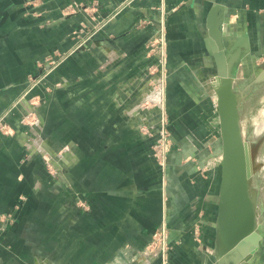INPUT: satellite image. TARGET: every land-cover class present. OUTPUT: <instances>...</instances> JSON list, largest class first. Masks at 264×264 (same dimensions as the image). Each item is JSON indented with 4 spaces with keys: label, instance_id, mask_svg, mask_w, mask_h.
Returning a JSON list of instances; mask_svg holds the SVG:
<instances>
[{
    "label": "crops",
    "instance_id": "1",
    "mask_svg": "<svg viewBox=\"0 0 264 264\" xmlns=\"http://www.w3.org/2000/svg\"><path fill=\"white\" fill-rule=\"evenodd\" d=\"M212 9L226 54L264 60V0H0V117L10 110L15 131L0 134V216L11 218L0 221V264H101L144 247L163 222L171 264H224L206 242L221 182L204 40ZM160 34L174 144L165 173L140 132L155 125L142 99L158 76L148 46ZM27 113L37 125H20Z\"/></svg>",
    "mask_w": 264,
    "mask_h": 264
},
{
    "label": "water",
    "instance_id": "2",
    "mask_svg": "<svg viewBox=\"0 0 264 264\" xmlns=\"http://www.w3.org/2000/svg\"><path fill=\"white\" fill-rule=\"evenodd\" d=\"M204 40L206 49L214 60L213 88L217 98L216 107L221 139V182L218 208L215 218V243L220 260L234 264L248 263L259 248V185L264 171V158L260 155L259 137L244 138L241 130L240 106L256 89L264 87V67L246 83L236 86L234 67L239 51L226 54L222 32L217 24L215 11L207 16ZM254 142L251 147L249 140ZM262 164L253 171V160Z\"/></svg>",
    "mask_w": 264,
    "mask_h": 264
},
{
    "label": "rangeland",
    "instance_id": "3",
    "mask_svg": "<svg viewBox=\"0 0 264 264\" xmlns=\"http://www.w3.org/2000/svg\"><path fill=\"white\" fill-rule=\"evenodd\" d=\"M148 49H149L148 53L151 54L152 58L154 59V63L151 66V71H149V73L158 75L159 73H162V69L164 66V69H163L164 81L162 82L163 85L161 86V88L157 89L156 91H151L150 93L144 95V98L142 99V103L147 102L145 105V110H148V111L155 110L156 113H154L153 116H151V118L155 120V125L149 126L145 124L140 128V132H142L144 135L148 137H152L153 143L151 146V150H152L153 160L155 164L161 169V171L165 173L168 154L172 150L174 144H173V140L171 137L172 135H171V131L169 128V119H168V114L166 112V107H165V85L164 84L166 83L168 52H167V41L165 39L164 34H163L162 43L160 42V35H159L153 38V40L149 43ZM214 66L215 64L213 65L212 75H214L215 73ZM242 66L247 69L246 73L242 71ZM262 67H264V60L259 61V62H248L247 60H244L241 62L240 60H238V62L236 63L234 67V71L236 74V86H240L246 83ZM51 70L52 69L43 73L42 76L38 78L30 86L28 91H30L31 89H34L35 87L41 86L44 81L45 76ZM213 80L214 78L212 76L211 86L214 92V89H213L214 81ZM148 81H150V79ZM153 83L151 84V88L152 86L153 87L155 86ZM157 86L156 88H158ZM26 93L24 94L25 97H26ZM28 97L29 99H31L30 101L36 102L37 104H41L44 99L42 96H38V95H33L31 97L29 95ZM158 100H160L159 102L163 106L162 108L160 107L158 108L157 106V104H159ZM216 102H217V99H216ZM216 111H217V107L214 104L213 113L216 114ZM7 114H10V110L6 112L4 116L0 117V134L5 135V136H12L15 134V131L13 127L10 125V123L8 122V118L6 116ZM240 114H241V130H242L243 137L245 139L252 135L259 137V139H261L260 140V155L262 156V158H264V87L256 89L254 92H252L248 96V99L244 103H242L240 106ZM161 119L163 121L162 127L161 125L158 124ZM214 119L215 117L212 120L211 137L215 140V139H218V136H217L218 131H216L217 125H215L216 123ZM19 123L22 127H26V128L35 126L38 124L37 116L35 113H30V114L27 113L19 119ZM162 133L164 134L163 138L166 139V144L168 145V149L166 151L165 156L164 154L161 153V148L159 147L160 143L162 142V137H161ZM219 135H220V130H219ZM250 141H252V139L249 140V142ZM250 145L252 147L254 146V143H250ZM261 164H262V161L256 155L254 159L253 171L256 172ZM256 183L257 185H259V189H260L259 190V201H258L259 213H260L259 221L261 225L259 227V234H260L261 233L260 230L261 229L264 230V171H262L260 175V179L259 181L257 180ZM215 218H214V222H211V225H210L211 228L209 229L210 231H212L211 236L209 238L210 240L206 239V242L208 243L211 242L212 245H214L215 243V236H216L215 235V232H216ZM0 221L7 223L11 221V218L9 215H1ZM157 228H165V230L168 233V243H169L168 226L163 222L159 224L155 228V230ZM202 228H203V222H202V219H199L194 224L193 233H194L195 239L200 244L202 240L201 239ZM259 245H260L259 246L260 250L255 253L253 258L248 263H241V264H252V263L254 264V262L258 259L257 256L261 254L260 251L262 250V247H264V245H261V240H260ZM145 250L152 252V255L146 256L144 254ZM170 250H171V247H170ZM170 250L168 253L167 264H171L170 259H169ZM214 250H215V253H217V249L215 248V246H214ZM155 253H156V249H153L151 238H150L148 244H146L144 247L136 248V247L126 246V248H124L119 253H117L114 256V258L107 260L101 264H163L161 259H159L158 255L157 256L154 255ZM38 257L39 258H36V262H37L36 264H58L57 259L56 260L54 258L50 259L44 256H38ZM216 259H217L216 261H218V258ZM221 262H223L224 264H234L231 260H228L226 262L225 261H221ZM216 263L220 264L219 262H216Z\"/></svg>",
    "mask_w": 264,
    "mask_h": 264
},
{
    "label": "built area",
    "instance_id": "4",
    "mask_svg": "<svg viewBox=\"0 0 264 264\" xmlns=\"http://www.w3.org/2000/svg\"><path fill=\"white\" fill-rule=\"evenodd\" d=\"M162 41H163V34H160V42L162 43ZM163 69H164V66H163ZM163 69H162V73H159L158 76H157V79H155V81H156V82H154L155 86L154 87L152 86L151 91H156L157 89L161 88V86L163 85V83H162L164 81ZM158 84H160V85H158ZM156 86L158 88H156ZM159 101L160 100H158V102ZM157 106H158V108L159 107L160 108L163 107L160 102H159V104H157ZM162 122L163 121L161 119L160 122L158 123L159 125H161V127H162ZM161 137H162V142L160 143L159 147L161 148V153L164 154V156H165L166 151L168 149V145L166 144V139L163 138L164 137L163 133H162ZM151 242H152L153 249H156V253L154 255H156V256L158 255V257H159V259H161L162 263L163 264H167V258H168V253H169V250H170V246H169V243H168V233L165 230V228H157L153 232V234L151 236ZM147 251L148 250L144 251V254L146 256L152 255V252H150V251L147 252Z\"/></svg>",
    "mask_w": 264,
    "mask_h": 264
},
{
    "label": "bare ground",
    "instance_id": "5",
    "mask_svg": "<svg viewBox=\"0 0 264 264\" xmlns=\"http://www.w3.org/2000/svg\"><path fill=\"white\" fill-rule=\"evenodd\" d=\"M214 89V88H213ZM250 143H254V142H252V141H250ZM252 147H254V146H252ZM254 159H255V157H254ZM253 167H254V160H253ZM260 226V225H259ZM259 249V248H258ZM258 251V250H257Z\"/></svg>",
    "mask_w": 264,
    "mask_h": 264
}]
</instances>
